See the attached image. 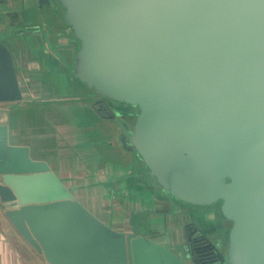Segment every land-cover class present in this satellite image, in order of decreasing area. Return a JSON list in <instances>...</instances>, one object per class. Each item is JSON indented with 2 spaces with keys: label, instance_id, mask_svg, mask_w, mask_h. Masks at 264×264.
Masks as SVG:
<instances>
[{
  "label": "water",
  "instance_id": "water-1",
  "mask_svg": "<svg viewBox=\"0 0 264 264\" xmlns=\"http://www.w3.org/2000/svg\"><path fill=\"white\" fill-rule=\"evenodd\" d=\"M80 47L76 76L138 109L150 174L177 199L232 222L224 264H264V0H59ZM23 98L0 40V103ZM101 113L112 115L107 105ZM0 196L20 233L56 264H128V241L76 200L0 124ZM101 252H95L100 249ZM107 247V250H106ZM134 264H182L132 242Z\"/></svg>",
  "mask_w": 264,
  "mask_h": 264
},
{
  "label": "crops",
  "instance_id": "crops-1",
  "mask_svg": "<svg viewBox=\"0 0 264 264\" xmlns=\"http://www.w3.org/2000/svg\"><path fill=\"white\" fill-rule=\"evenodd\" d=\"M0 40L13 53L23 95L0 103L9 143L27 146L76 200L126 235L128 264H134L132 242L138 237L157 243L182 264H196L191 225L226 254L232 223L219 205L183 202L157 183L130 143L138 109L100 96L76 76L80 41L59 0H0ZM101 103L111 116L101 113ZM18 207L0 196V264H56L13 224L7 211Z\"/></svg>",
  "mask_w": 264,
  "mask_h": 264
},
{
  "label": "trees",
  "instance_id": "trees-1",
  "mask_svg": "<svg viewBox=\"0 0 264 264\" xmlns=\"http://www.w3.org/2000/svg\"><path fill=\"white\" fill-rule=\"evenodd\" d=\"M189 243L196 264H224L223 254L196 227L189 226Z\"/></svg>",
  "mask_w": 264,
  "mask_h": 264
},
{
  "label": "rangeland",
  "instance_id": "rangeland-1",
  "mask_svg": "<svg viewBox=\"0 0 264 264\" xmlns=\"http://www.w3.org/2000/svg\"><path fill=\"white\" fill-rule=\"evenodd\" d=\"M232 223V222H231Z\"/></svg>",
  "mask_w": 264,
  "mask_h": 264
}]
</instances>
